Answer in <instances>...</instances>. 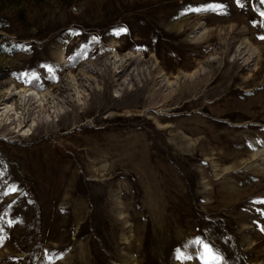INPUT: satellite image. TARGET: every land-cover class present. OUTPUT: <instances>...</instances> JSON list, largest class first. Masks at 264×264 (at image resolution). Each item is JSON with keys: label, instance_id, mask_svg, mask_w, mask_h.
<instances>
[{"label": "rangeland", "instance_id": "rangeland-1", "mask_svg": "<svg viewBox=\"0 0 264 264\" xmlns=\"http://www.w3.org/2000/svg\"><path fill=\"white\" fill-rule=\"evenodd\" d=\"M241 5L0 0V264H203L197 237L264 264V4Z\"/></svg>", "mask_w": 264, "mask_h": 264}, {"label": "snow or ice", "instance_id": "snow-or-ice-1", "mask_svg": "<svg viewBox=\"0 0 264 264\" xmlns=\"http://www.w3.org/2000/svg\"><path fill=\"white\" fill-rule=\"evenodd\" d=\"M260 3L261 4H264V0H260ZM236 4L238 6H243L241 5V0H236ZM208 7H219V5H208ZM190 11H200L199 8H194V9H189ZM259 16L261 17H264V11H260L259 13ZM261 27H264V25H261ZM127 32V29L121 27V28H118V29H115L114 30V35L116 36H119L123 33H126ZM95 39V37H94ZM259 39H264V35L260 36ZM69 59H71V57H69ZM41 67H43L47 73L51 74L53 72V68L51 66H49L48 64H44V65H41ZM36 73L33 72L31 74V76L29 77V80H31L32 78H35L36 77ZM15 191L14 188H9L8 191L5 192V195H8L10 194L11 192ZM261 215H264V211L261 212ZM3 217H0V219H2ZM9 223V226H11V221L8 222ZM196 242L198 244H200L201 246V251L196 253V258L203 261V264H220V260H221V257L214 254L210 245L207 244V243H202L199 239V237L196 238ZM179 251V250H177ZM184 254L183 253H180L179 255H177L176 259H180L181 256H183ZM187 259H192V256H187L186 257ZM49 259L51 260L52 257H49Z\"/></svg>", "mask_w": 264, "mask_h": 264}, {"label": "bare ground", "instance_id": "bare-ground-1", "mask_svg": "<svg viewBox=\"0 0 264 264\" xmlns=\"http://www.w3.org/2000/svg\"><path fill=\"white\" fill-rule=\"evenodd\" d=\"M21 96L25 97V96H28V97H36L37 96V93L34 91V90H23ZM8 107H6V110H7ZM6 111H3V113H5ZM8 113V111H7ZM6 113V114H7Z\"/></svg>", "mask_w": 264, "mask_h": 264}, {"label": "trees", "instance_id": "trees-1", "mask_svg": "<svg viewBox=\"0 0 264 264\" xmlns=\"http://www.w3.org/2000/svg\"><path fill=\"white\" fill-rule=\"evenodd\" d=\"M37 216H38L37 218H39V212H38V215Z\"/></svg>", "mask_w": 264, "mask_h": 264}]
</instances>
